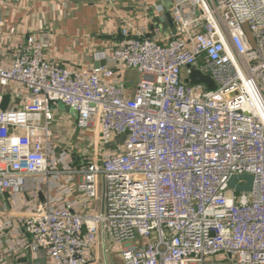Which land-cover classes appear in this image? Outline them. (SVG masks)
I'll return each instance as SVG.
<instances>
[{
	"label": "built area",
	"instance_id": "1",
	"mask_svg": "<svg viewBox=\"0 0 264 264\" xmlns=\"http://www.w3.org/2000/svg\"><path fill=\"white\" fill-rule=\"evenodd\" d=\"M168 16L160 41L121 19L88 71L48 62L46 33L0 67V104L25 92L0 109V263L111 264L117 247L120 264H264V0H172ZM60 106L91 134L78 166L53 139ZM241 175L248 192L228 187Z\"/></svg>",
	"mask_w": 264,
	"mask_h": 264
},
{
	"label": "crops",
	"instance_id": "2",
	"mask_svg": "<svg viewBox=\"0 0 264 264\" xmlns=\"http://www.w3.org/2000/svg\"><path fill=\"white\" fill-rule=\"evenodd\" d=\"M108 3L109 5L105 4L104 0H0V67L11 66L14 49L30 35L48 34L44 50L48 62L82 72L104 65V56L112 52L120 39L121 19L137 28L145 37L157 41L162 40V34H167L170 29L168 11L172 0H168L167 5L162 0H113ZM126 77L131 76L122 78L127 86H132ZM2 94L3 98L8 97L4 108L22 106L25 94L22 89L10 85ZM53 109V139L58 146H71V142L76 141L75 148L79 154L75 153L74 148L70 149L74 155L73 164L78 166L83 151L88 150L91 153V134L79 131L73 126L74 117L70 116V111L66 108ZM76 182L77 180L72 183V190L75 189ZM103 243L106 244L105 238H101L100 244ZM108 259L111 264H120L117 247H111ZM0 264L48 262L46 256L40 252L34 258L25 253L17 257L10 256Z\"/></svg>",
	"mask_w": 264,
	"mask_h": 264
},
{
	"label": "water",
	"instance_id": "3",
	"mask_svg": "<svg viewBox=\"0 0 264 264\" xmlns=\"http://www.w3.org/2000/svg\"><path fill=\"white\" fill-rule=\"evenodd\" d=\"M169 21H170V19H169ZM185 82H187V81H185ZM190 83L191 84H205L209 87V89L215 88V86H214V84L210 78L201 75L197 71H192ZM7 101H8V97L5 96L1 102L0 109H4ZM123 139H124V137L121 138L120 140H118L117 143L122 142ZM237 180H244V181H246V183L244 185H238ZM251 184H252V176H250V175L232 176L228 182V187L233 188L238 192L239 191L240 192H248L251 190Z\"/></svg>",
	"mask_w": 264,
	"mask_h": 264
},
{
	"label": "rangeland",
	"instance_id": "4",
	"mask_svg": "<svg viewBox=\"0 0 264 264\" xmlns=\"http://www.w3.org/2000/svg\"><path fill=\"white\" fill-rule=\"evenodd\" d=\"M109 1H112V2H113V0H107V1L104 0V3L109 5V3H108ZM162 1H163V3H164L165 5L168 4V0H162ZM60 107H61V106H60ZM70 116H71V117H74V114H73V112H71V111H70ZM84 132L90 133V131H88V130H84ZM90 139H91V138H90ZM90 141H91V140H90ZM89 144H90V143H89ZM75 145H76V141H75V142L72 141V142H71V146L60 145L59 148H60V149H64V148H72V149H73V148H74V149H75V153H76V154H79V151L76 150ZM77 149H79V147H77ZM113 149H114V148H112V149H107V150L113 151ZM91 150H92V147H91ZM113 250H114V249H113ZM113 250H112V251H113ZM112 251H111V252H112Z\"/></svg>",
	"mask_w": 264,
	"mask_h": 264
}]
</instances>
